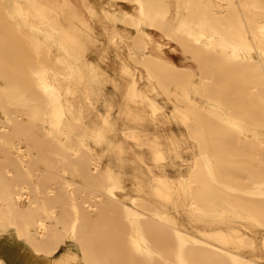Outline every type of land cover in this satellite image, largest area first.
<instances>
[{
    "label": "bare ground",
    "instance_id": "6f19581e",
    "mask_svg": "<svg viewBox=\"0 0 264 264\" xmlns=\"http://www.w3.org/2000/svg\"><path fill=\"white\" fill-rule=\"evenodd\" d=\"M5 238L264 264V0H0Z\"/></svg>",
    "mask_w": 264,
    "mask_h": 264
},
{
    "label": "crops",
    "instance_id": "0c3cea01",
    "mask_svg": "<svg viewBox=\"0 0 264 264\" xmlns=\"http://www.w3.org/2000/svg\"><path fill=\"white\" fill-rule=\"evenodd\" d=\"M68 246L77 247L76 244H71L68 240H65L53 255L41 253L29 260L22 254H16L20 250V247H23L21 243L5 238L4 240H0V257L4 260L5 264H85L78 257H70L68 259L60 254ZM26 247H29V245L26 244ZM2 252L3 254H1ZM74 252H77V250H74Z\"/></svg>",
    "mask_w": 264,
    "mask_h": 264
},
{
    "label": "rangeland",
    "instance_id": "374dc122",
    "mask_svg": "<svg viewBox=\"0 0 264 264\" xmlns=\"http://www.w3.org/2000/svg\"><path fill=\"white\" fill-rule=\"evenodd\" d=\"M169 53H170L171 57L174 58L176 61H180V59H181L180 58V55H181L180 52H178V51H176V52H170L169 51ZM175 169L178 170V169H183V168H182V165L181 164L177 163V165L175 166Z\"/></svg>",
    "mask_w": 264,
    "mask_h": 264
}]
</instances>
